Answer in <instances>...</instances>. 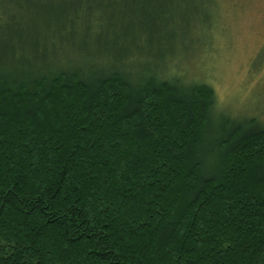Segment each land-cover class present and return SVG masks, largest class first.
<instances>
[{
  "label": "trees",
  "instance_id": "obj_1",
  "mask_svg": "<svg viewBox=\"0 0 264 264\" xmlns=\"http://www.w3.org/2000/svg\"><path fill=\"white\" fill-rule=\"evenodd\" d=\"M44 1L0 0V264H264V125L170 74L174 1Z\"/></svg>",
  "mask_w": 264,
  "mask_h": 264
},
{
  "label": "rangeland",
  "instance_id": "obj_2",
  "mask_svg": "<svg viewBox=\"0 0 264 264\" xmlns=\"http://www.w3.org/2000/svg\"><path fill=\"white\" fill-rule=\"evenodd\" d=\"M173 1L160 2L170 4L171 17L179 24L172 30L173 36L163 40L166 50L171 48L182 57H174L169 73L213 90L214 129L228 115L252 117L264 125V0ZM44 2L57 4L58 0ZM30 15L19 14L23 18ZM207 23H211L209 27H205ZM48 55L54 63L68 59L69 64L78 65L84 60L67 46L58 53L49 49ZM148 62L149 57H141L126 69L134 75H145L150 68L160 70L159 62Z\"/></svg>",
  "mask_w": 264,
  "mask_h": 264
}]
</instances>
